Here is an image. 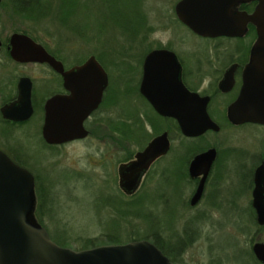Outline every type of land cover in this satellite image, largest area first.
Masks as SVG:
<instances>
[{
	"label": "flooded vegetation",
	"instance_id": "af4514ba",
	"mask_svg": "<svg viewBox=\"0 0 264 264\" xmlns=\"http://www.w3.org/2000/svg\"><path fill=\"white\" fill-rule=\"evenodd\" d=\"M18 1L26 6L28 15L34 18L44 16L45 5L40 0ZM147 1L138 0L142 9L135 23L125 27L123 35L130 46L125 49L122 62L112 66L113 72L109 68L107 70L93 55L71 63V59L65 58L67 53L61 58L57 50L40 44L50 56L61 63L64 73H69L84 65L90 58H94L107 78L100 101L82 123L87 133L85 138L61 145H48L42 137L41 140L46 147L55 150L72 144H86L90 139V143L101 141L115 145V135L122 136V140H119L123 143L121 144L123 150L129 149L133 141L139 142L134 152L128 151L124 159L117 164L119 187L120 167L134 161L136 155L142 153L155 138L165 135L168 141L167 151L151 163L142 175L138 188L131 194L124 193L120 187L119 189L126 197H138L134 206L143 205L144 211L150 209L148 213L153 214V207L147 206V203H140L142 196L148 193L141 192L144 183L153 180L155 198L158 202L157 212L162 214L165 201L172 195L178 202L177 215L189 213L196 217L190 222L195 228H189V237L198 240L201 234H206L210 238L209 232L199 229L200 226L195 222L204 220L207 216L221 217L225 214L256 216L253 191L256 171L261 166L264 168V125L233 124L228 119V110L238 99L243 87V72L250 62L251 51L257 39L256 30L248 23L243 36H200L178 15L177 7L184 0H154L157 12L153 17L146 16L143 10ZM197 2L203 0L192 3ZM192 6L194 5L189 1L181 7L182 9L180 8L181 14L183 17L186 16L188 21L192 19L190 16ZM255 7V2H237L231 12L251 14ZM194 38L203 41L204 45L201 48L193 47ZM6 50L8 51V46ZM21 65L39 67L42 73L40 78L23 76L32 82L33 115L26 122L15 123L3 119L0 113L1 128L22 126L38 117L41 122V135L46 114L45 105L51 98L71 97L75 94L81 100V108L83 104L93 105L98 98L99 86L98 81L94 80L93 73L84 75V79H73L71 75L64 76L47 63ZM20 78L15 84V92L9 100L1 103L0 109L16 100L17 83ZM37 79L39 81H36ZM115 81L121 83L124 101L121 111L118 110L119 103L115 102ZM180 94L184 96L178 99ZM189 94H197L200 98L207 99L206 113L218 126V130H207L200 136L186 137L175 118L159 114L151 104L156 101L171 104L177 100H184ZM247 127L253 129L251 134L243 132ZM225 132L241 133L248 142L245 145L231 142L232 139L228 140V136L225 137ZM0 134H5V131ZM9 138L7 135L6 140L10 142ZM0 152L22 167L16 162L15 154L18 155L16 151H13L14 156L5 150ZM199 156H204L199 162L201 164L192 166ZM113 164L116 166L115 162ZM25 169L34 178L36 193V174ZM159 184L163 187L159 188ZM201 184L199 197L193 202ZM215 226L219 231H226L230 225L224 224L222 228V225L217 223ZM257 227L264 231V227L258 225Z\"/></svg>",
	"mask_w": 264,
	"mask_h": 264
},
{
	"label": "rangeland",
	"instance_id": "374dc122",
	"mask_svg": "<svg viewBox=\"0 0 264 264\" xmlns=\"http://www.w3.org/2000/svg\"><path fill=\"white\" fill-rule=\"evenodd\" d=\"M40 1L45 5L44 16L38 18L28 15L26 6L18 3V0H3L0 4V105L11 98L19 77L40 78L42 74L39 67L16 64L8 58L6 47L12 34H25L36 43L57 50L61 58L67 53L65 58L71 59V63L93 55L113 72L112 66L122 62L124 51L130 46L123 35L125 27L135 23L142 9L138 0ZM154 5V0L144 4L146 16L156 15ZM192 45L201 48L204 42L194 38ZM120 84L115 81L114 95L121 111L124 101ZM40 127L38 117L11 129L0 127V132L5 131V134H0V151L5 150L13 156V151H16V162L36 174L40 193L35 204L38 218L34 217L49 235L65 243L61 247L83 250L88 240H93V244L85 249L108 245L105 237L110 233L128 240L139 236L136 241H140L155 229L160 234L161 247L168 253V247H173L171 254L174 264H258L252 257V245L255 240L264 242V231L252 224V215L204 217V220L195 223L200 226L199 229L209 232L210 238L201 234L198 240H192L189 228L195 227L190 222L196 217L189 213L177 215L178 202L172 195L165 201L162 214H159L153 180L144 183L141 192L148 193L142 196L140 202L153 207V214L148 213L150 209L144 211L143 205H133L138 197H126L120 191L117 164L128 151L134 152L139 142L133 141L129 149L123 150L122 136L115 135V145L101 141L90 143V139L86 144H72L55 150L42 142ZM252 130L247 127L243 132L251 134ZM7 135L10 142L6 140ZM227 136L228 140L232 139L231 142L237 144L245 145L248 142L238 132H225ZM161 186L159 184L158 187ZM118 199L124 202L123 206L128 210H119L122 207L116 203ZM137 211L150 218L145 220ZM121 214L136 217H121ZM117 216L122 218L119 227H108L107 224ZM217 223L222 228L224 224L230 226L226 231H219L215 226Z\"/></svg>",
	"mask_w": 264,
	"mask_h": 264
},
{
	"label": "water",
	"instance_id": "95a60500",
	"mask_svg": "<svg viewBox=\"0 0 264 264\" xmlns=\"http://www.w3.org/2000/svg\"><path fill=\"white\" fill-rule=\"evenodd\" d=\"M191 1V20L181 14V7ZM184 0L177 7L180 19L200 36H243L246 25L251 23L256 30V42L251 51L250 62L243 72L241 93L228 110V119L233 124L254 123L264 125V0ZM1 2V0H0ZM237 2H255L251 14H233L231 9ZM189 5V4H188ZM181 8V9H180ZM199 9V10H198ZM198 10V11H197ZM197 12V13H196ZM8 53L16 64H49L64 76L73 79L93 73L98 81L99 95L93 105L83 104L75 94L71 97L55 96L45 105V119L41 137L48 145H61L87 136L82 123L98 102L107 84L104 70L94 58L69 73H64L60 62L25 34L14 33L9 38ZM1 46V41H0ZM86 79V78H85ZM32 82L21 77L17 83L16 100L0 109L3 119L21 123L33 115L31 103ZM184 94L178 95V99ZM207 99L189 94L184 100L171 104L151 102L163 116L175 118L186 137H197L207 130H218L206 113ZM168 149L166 136L155 138L134 161L119 169V187L126 194L133 193L141 177L151 163ZM204 156L197 157L192 166L199 165ZM202 184L196 193L195 202ZM32 174L13 163L0 152V264H172V262L150 241L140 240L118 245H103L90 249L72 250L55 244L48 232L34 217L36 197ZM253 207L256 224L264 227V168L255 174ZM255 259L264 264V243L252 246Z\"/></svg>",
	"mask_w": 264,
	"mask_h": 264
},
{
	"label": "trees",
	"instance_id": "16d2710c",
	"mask_svg": "<svg viewBox=\"0 0 264 264\" xmlns=\"http://www.w3.org/2000/svg\"><path fill=\"white\" fill-rule=\"evenodd\" d=\"M8 58H10L9 57V53H8ZM11 60V59H10ZM37 181L39 182V179H37ZM36 181V193H35V196H36V200H37V196H38V193H40L39 192V190H38V182ZM40 197V196H39ZM41 198V197H40ZM40 198H39V200H40ZM140 202H141V200H140ZM116 203L120 206V207H122V208H120L119 210H121V212H122V209L125 207V205L123 206V204H124V202L121 200V199H118V200H116ZM125 210H128V209H126V208H124ZM36 212H37V208H35V211H34V213H35V215L34 216H36V218H38V215L36 214ZM137 214H139L138 213V211H137ZM141 217H143L145 220H148V218H150L149 217V215H145V214H139ZM121 217H129V216H133V217H136V215H133V214H130V215H127V214H121L120 215ZM120 216H117V217H115V218H113V220H111V223H108L107 225H108V227L110 226V228H112L111 226H113V227H115V228H117V227H119V221H121V217ZM158 221L156 220V223H157ZM39 223L41 224V222L39 221ZM252 224L254 225V226H256L257 227V225H256V223H255V217L254 216H252ZM157 225V224H156ZM42 226V225H41ZM43 227V226H42ZM258 228V227H257ZM259 229V228H258ZM49 234V233H48ZM119 234H115V233H110V234H108L107 235V237H105L106 238V240H107V243H108V245H118V244H125L126 242H129V241H136V240H138L140 237L139 236H137V239H135V238H131V239H129L128 240V238H125V239H123L122 237H119L118 236ZM50 236V238H51V240L54 242V243H56L57 245H60V246H64L65 245V243L62 241V240H60V239H57V238H55V237H53V236H51V235H49ZM144 239L145 240H148V241H150V242H152L172 263H174V260H173V257H172V252H174L173 251V247H171V246H169L168 247V249L170 250L169 251V253L167 252V250L165 251L162 247H161V245H160V241H162L161 240V237H160V234L158 233V231L157 230H155V229H153L148 235H146V236H144ZM61 242H60V241ZM64 240V239H63ZM63 242V243H62ZM90 244H93V240H88V241H85V244L83 245V249H85V248H87L88 247V245H90ZM252 257H254L253 256V254H252ZM254 259V261L256 260L255 259V257L253 258ZM256 263H258L257 262V260H256ZM258 264H260V263H258Z\"/></svg>",
	"mask_w": 264,
	"mask_h": 264
}]
</instances>
